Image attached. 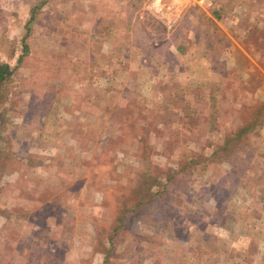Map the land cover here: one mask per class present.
I'll return each mask as SVG.
<instances>
[{"label":"rangeland","instance_id":"obj_1","mask_svg":"<svg viewBox=\"0 0 264 264\" xmlns=\"http://www.w3.org/2000/svg\"><path fill=\"white\" fill-rule=\"evenodd\" d=\"M232 8L264 17V0H0V264L264 258L263 56L223 55L221 94L199 83L204 13Z\"/></svg>","mask_w":264,"mask_h":264},{"label":"crops","instance_id":"obj_2","mask_svg":"<svg viewBox=\"0 0 264 264\" xmlns=\"http://www.w3.org/2000/svg\"><path fill=\"white\" fill-rule=\"evenodd\" d=\"M249 3L250 2H247V6H249ZM239 6L240 4H237V6L235 7ZM234 11L235 8H232L231 14H224L219 18H215L217 13L215 11L211 12V14L206 11L204 13L206 16H209V18L215 21V24L213 25L214 27L212 29H209V27L207 28L205 26L203 29H200L201 33L197 35V37L199 38L198 41L201 42L200 59H202L204 56L206 57L207 55H209L214 60V62L208 61L207 64L205 63L208 69L213 70L214 73L211 74L210 77L204 78L203 80L199 81L200 86L209 88L204 90L205 95L213 94L214 96H216L218 94H221V91H223V87L225 85L224 81H226V78H224L226 76L225 73H230V71L235 72L237 70V65H229V67L227 66V61L224 60L226 56H223L226 55L227 52L230 53V55L235 54L236 56H238L237 58L241 57L242 59H244V61H246L247 63L246 65H248L246 67V70H253L255 69V65L259 64L256 62L259 58V56L257 57L258 54H262V59L264 60V46L262 48L259 45L261 41L264 43V29L259 27L260 22H264V17H261V15L263 16V13L258 12V15L252 17L251 19H254L255 22L250 24V14L242 15L238 11H236V13L234 14ZM218 15L219 12L217 13V16ZM222 20H229L230 22H238L240 24H236V26L234 27L235 30L230 29L229 31L225 30L218 22ZM245 22L248 23L246 26L241 25ZM209 60H211V58H209ZM257 68H259L264 75V67L258 66ZM222 71H225V73H221ZM257 75H259V77L262 76L260 74ZM256 80L257 82L255 83V86L256 84L257 86L262 84L259 82V79ZM262 82L264 84V80H262ZM252 94L257 98V100L264 101V93H262L259 88H255ZM236 96L232 100H237L238 97ZM257 262H259V264L264 263L262 254L255 256V259L251 264H258Z\"/></svg>","mask_w":264,"mask_h":264},{"label":"trees","instance_id":"obj_3","mask_svg":"<svg viewBox=\"0 0 264 264\" xmlns=\"http://www.w3.org/2000/svg\"><path fill=\"white\" fill-rule=\"evenodd\" d=\"M29 21H30V19H28V21L26 22V28H27V24ZM22 48L25 49V45H23ZM11 74H12V68L7 63L0 62V98L2 95L1 90L3 88V85L6 82V80L11 76ZM219 150H221V149H219ZM223 150H225V149H223ZM237 151L235 149H232L227 154L228 161H229V164L231 166L230 172L229 173L227 172L229 175L234 174L235 170H238L239 167H240V170L242 169V166L239 165L237 161H235V160L241 158L239 155H237ZM233 158H235V159H233ZM157 190H160V188L159 189L157 188Z\"/></svg>","mask_w":264,"mask_h":264}]
</instances>
